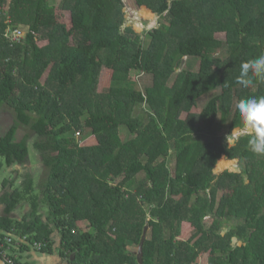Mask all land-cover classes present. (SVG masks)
Segmentation results:
<instances>
[{
  "label": "trees",
  "instance_id": "trees-1",
  "mask_svg": "<svg viewBox=\"0 0 264 264\" xmlns=\"http://www.w3.org/2000/svg\"><path fill=\"white\" fill-rule=\"evenodd\" d=\"M54 1L0 0V114L9 121L0 187L11 184L1 181L6 169L31 164L30 146L42 176L0 198V238L17 239L12 251L23 254L39 242L52 254L60 238L59 254L74 264H139L148 226L143 264H196L203 254L209 264H264V154L250 149L251 134L228 145L245 128L237 103L264 97V83L236 79L264 54V0H135L162 20L147 44L125 28L126 0ZM9 27L26 37L9 43ZM194 59L198 72L184 68ZM104 69L112 80L100 92ZM223 157L240 172L217 175ZM185 223L193 230L182 241Z\"/></svg>",
  "mask_w": 264,
  "mask_h": 264
},
{
  "label": "rangeland",
  "instance_id": "rangeland-1",
  "mask_svg": "<svg viewBox=\"0 0 264 264\" xmlns=\"http://www.w3.org/2000/svg\"><path fill=\"white\" fill-rule=\"evenodd\" d=\"M59 4H60V0L54 1L55 6L58 7ZM125 14H126L125 28L132 27L133 28V34L136 36H141V38L144 40V42H146V44L148 42L147 41V34L151 30L159 28L161 23H162L160 15L155 14L153 12H150L149 15H146L144 13V8H139L137 6L135 0H126L125 1ZM57 16H58L59 23L64 24V25L68 26L69 28H71V24H72L71 23V14L69 12H64V11L60 10L59 8H57ZM218 38L221 40H225V35L219 34ZM47 44H49V42H47V41H42V42L40 41L39 42V45L42 47L46 46ZM184 68L189 69V70L194 71V72H198L200 70V60H195V59L191 60L184 65ZM47 75H48V73L45 75L44 79L47 77ZM133 78H134V81L139 83L140 86L142 87V85L144 84V81L142 80V78L138 77V75L134 76ZM111 80H112V72L110 70L104 69V71L102 72V75H101V80H100V88H99L100 92H102L104 89H106L107 87L110 86ZM147 80H146V82H147ZM217 94H219V91H214V92L210 93L208 96H206L205 98H202L199 101L198 107L194 109L193 113L200 114L202 112V110L205 108V106L207 105L208 101L211 100L213 97H215ZM184 117H186V116H184ZM8 127H9V121H7V119L4 115L0 114V130L5 132L8 129ZM245 134H251V133H249V131L246 128L236 129L232 135L228 136L229 147H232V145L234 143V140L232 139V137H236L237 139H239L241 136H243ZM122 136L123 137L126 136L125 131L123 132ZM83 137L84 136H79L78 139H82ZM85 138L86 139L84 140L85 141L84 144L91 145L92 144V142H91L92 138L90 136L86 137V135H85ZM90 138H91V140H90ZM30 143L33 144L34 140H31ZM34 150H33L32 146H30V162H31V164L29 163L26 165V166H28V168L20 167L22 169H21V171L19 170L18 172H16V171L14 172L12 169H6L5 172L1 175V181L3 182L4 180H8V181L13 180L15 182L16 178H17V180L20 183V186H22L23 182L25 181V177H27L28 175H34L35 174L30 169H33L35 172H37L38 180H39V177H42L41 172H38V169L40 168L41 163L38 162V159L36 158ZM224 159H226V158H223L219 162V164L217 165V167L215 169V173L217 175H220L225 171L240 172L239 160L230 161V162H232V165H231V167H229L226 165L225 161H223ZM227 161H229V160H227ZM0 163L1 164L5 163L2 158H0ZM12 174H13V177H11ZM223 195H224L223 193L220 194V196H223ZM210 223H211L210 219H207L206 220L207 228L209 227ZM192 230H193L192 227L188 223H185L183 225L182 235L179 237V240L187 241L191 237ZM228 230L229 229H224L223 234H226L228 232ZM238 244L241 245V243H238ZM196 264H209V255L203 254L200 257V259L197 261Z\"/></svg>",
  "mask_w": 264,
  "mask_h": 264
},
{
  "label": "clouds",
  "instance_id": "clouds-1",
  "mask_svg": "<svg viewBox=\"0 0 264 264\" xmlns=\"http://www.w3.org/2000/svg\"><path fill=\"white\" fill-rule=\"evenodd\" d=\"M24 32L26 33V31ZM236 79L237 83L245 88L252 85L254 80L264 83V54L243 62L240 66V74ZM236 107L245 128L251 133L250 149L254 153L264 154V97L242 99ZM20 260L22 259L20 258Z\"/></svg>",
  "mask_w": 264,
  "mask_h": 264
},
{
  "label": "crops",
  "instance_id": "crops-1",
  "mask_svg": "<svg viewBox=\"0 0 264 264\" xmlns=\"http://www.w3.org/2000/svg\"><path fill=\"white\" fill-rule=\"evenodd\" d=\"M20 167L21 166H17V167H13L11 169L14 172L15 171L18 172L19 170L21 171V169H22ZM23 168H28V166L23 167ZM30 170L36 174V172L33 169H30ZM11 177H13V174L11 175ZM10 183L11 184H9L8 187H0V198L6 193H12L13 190L16 189L18 184L20 186V183L17 180V178H16L15 182L13 180H10ZM5 208H6L5 204H3L2 201L0 200V218H2L5 215ZM29 212H30V206L26 205L25 207H19V209L16 211L14 216L17 220H22L24 217H26L28 215ZM81 225H84V224L81 223L80 226ZM54 241L56 243L55 252L52 254H43V253L38 252V251L36 252V250H31V251H28V252L23 254L22 252L18 251L17 249L14 250L17 253H15V252L14 253L18 258H21L23 261H28L31 264H74L72 261H68V260L63 259L61 257V255L59 254L58 250H59V247L61 244L60 238H56V240H54Z\"/></svg>",
  "mask_w": 264,
  "mask_h": 264
},
{
  "label": "built area",
  "instance_id": "built-area-1",
  "mask_svg": "<svg viewBox=\"0 0 264 264\" xmlns=\"http://www.w3.org/2000/svg\"><path fill=\"white\" fill-rule=\"evenodd\" d=\"M26 33L20 29V28H15L12 29L9 27L6 30V38L8 39L9 43H19L24 37ZM19 242L17 239H15L12 236H6L5 238H0V254L2 259L7 263V264H22L18 261L20 258H18L14 250L12 251V248H18ZM34 248L36 251L41 252L42 251V245L41 243H36L34 245Z\"/></svg>",
  "mask_w": 264,
  "mask_h": 264
},
{
  "label": "water",
  "instance_id": "water-1",
  "mask_svg": "<svg viewBox=\"0 0 264 264\" xmlns=\"http://www.w3.org/2000/svg\"><path fill=\"white\" fill-rule=\"evenodd\" d=\"M248 134H245L243 136H246ZM232 139L234 140V143L232 146H235L238 139L236 137H232ZM148 231H149V227L147 226L145 228V231H144V234H143V239H142V242L139 246V249H138V260H139V264H143V257H144V244H145V241L147 239V234H148ZM0 264H7L5 263V261L0 257Z\"/></svg>",
  "mask_w": 264,
  "mask_h": 264
}]
</instances>
